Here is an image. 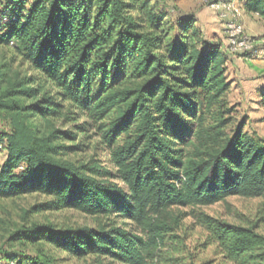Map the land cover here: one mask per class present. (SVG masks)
<instances>
[{"label": "trees", "instance_id": "1", "mask_svg": "<svg viewBox=\"0 0 264 264\" xmlns=\"http://www.w3.org/2000/svg\"><path fill=\"white\" fill-rule=\"evenodd\" d=\"M241 3L264 20V0ZM16 4L0 20V49L12 53L0 60V199L38 194L50 200L24 215L71 210L97 225L14 238L98 264H148L180 226L171 209L264 197V140L229 128L227 54L194 17L178 12L173 33L157 7L165 0H31L25 14ZM206 226L228 261L264 264L256 226ZM28 261L56 264L42 253Z\"/></svg>", "mask_w": 264, "mask_h": 264}, {"label": "rangeland", "instance_id": "2", "mask_svg": "<svg viewBox=\"0 0 264 264\" xmlns=\"http://www.w3.org/2000/svg\"><path fill=\"white\" fill-rule=\"evenodd\" d=\"M222 1L230 2V0ZM233 1L242 7L241 0ZM18 2H25L22 9L25 14L31 0H0V20L3 16L17 12ZM157 7L164 14L165 23L171 28L174 27L173 33L177 32V23L181 20L179 12L194 17L197 20L196 26L205 38L223 44L224 32L220 31L218 35L210 38L205 33L204 23L199 20L206 11H217L210 8L206 0H165L164 7L161 5ZM240 23L244 27L245 34L253 41L254 49L245 59L242 56L226 55V77L230 84L227 100L234 108L233 121L229 128L242 124L244 132L264 140V63L257 61V56H261V61H264V20L247 15L242 7ZM221 46L224 48V45ZM2 54H6L7 58L12 56L8 49H0V60ZM14 61L18 64L16 59ZM16 64H13V68H17ZM21 72L30 74L27 66H22ZM82 122L83 120H80L78 123ZM56 127L70 128L69 125L63 127L60 123H56ZM8 131V124L0 120V136ZM100 155L105 162V155L102 153ZM5 156L6 151L0 145V167ZM49 200L50 198L38 194L0 199V264H7L8 260L17 264H29L28 258H34L40 253L54 260L56 264H98L95 257L71 258L51 246L27 243L19 237L14 238L17 233L30 230L34 226H52L55 229L96 227L95 219L71 210L38 214L31 212L24 215L25 212H30L33 206ZM169 212L179 216L180 226L164 238V244L148 264H233L223 257L212 239L211 231L206 226L211 220L242 227L256 226V232L264 237V197L258 199L229 197L212 206L173 208ZM110 222H115L117 226H122L126 231L147 240L141 227L133 225L128 220L111 218ZM103 263L108 264L107 261Z\"/></svg>", "mask_w": 264, "mask_h": 264}, {"label": "built area", "instance_id": "3", "mask_svg": "<svg viewBox=\"0 0 264 264\" xmlns=\"http://www.w3.org/2000/svg\"><path fill=\"white\" fill-rule=\"evenodd\" d=\"M208 6L221 12L222 16L229 17L225 25V52L229 56H246L252 54L253 41L245 34L240 23L242 7L236 1L223 2L222 0H206Z\"/></svg>", "mask_w": 264, "mask_h": 264}, {"label": "crops", "instance_id": "4", "mask_svg": "<svg viewBox=\"0 0 264 264\" xmlns=\"http://www.w3.org/2000/svg\"><path fill=\"white\" fill-rule=\"evenodd\" d=\"M199 3L201 4V2H199ZM242 3H243V1H242ZM202 15L203 16L201 18H199V20H202V22L204 23L205 33L208 36H210V38H213L214 36H216L217 33L219 34L220 31L224 32L223 34H225V25H226L227 21L229 20V17L223 18L224 16H222L221 12H219V11L214 12L211 10L206 11L205 15H204V13ZM247 15H249V14H247ZM249 16H252V15H249ZM209 40H212V39H209ZM222 45L225 46V40H224ZM259 54H260V52H259ZM257 57H258L257 61L259 63H264V61H261V56H257Z\"/></svg>", "mask_w": 264, "mask_h": 264}]
</instances>
